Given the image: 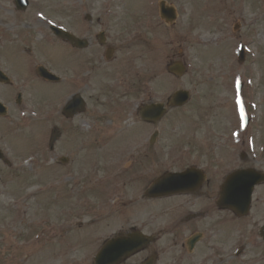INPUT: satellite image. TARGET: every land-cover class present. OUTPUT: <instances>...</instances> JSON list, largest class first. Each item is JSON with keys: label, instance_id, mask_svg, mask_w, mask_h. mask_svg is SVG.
<instances>
[{"label": "rangeland", "instance_id": "374dc122", "mask_svg": "<svg viewBox=\"0 0 264 264\" xmlns=\"http://www.w3.org/2000/svg\"><path fill=\"white\" fill-rule=\"evenodd\" d=\"M82 1L89 11L127 19L129 37L138 34L132 48L110 64L99 56L104 53L97 54L102 63L99 85L105 74L110 81L125 74L131 83L147 81L159 98L154 102L167 104L177 90L189 91L191 100L156 125L125 123L132 113L118 121L101 106L67 120L62 108L76 86L72 81L68 90L62 88L66 83L45 84L35 77V66L60 77L80 67L72 66V54L79 53L65 48L50 29L78 30L80 0H31L25 12L13 0H0V69L13 80L0 84V102L9 111L0 117V146L11 163L0 161V264H94L106 240L135 230L154 240L126 264L152 257L153 251L159 264H264L259 237L264 184L255 190L251 214L241 221L233 222L230 214L211 209L210 201L198 200L195 211L204 205L211 209L207 219L186 224L180 239L170 226L191 204L177 210L180 198L143 199L156 177L193 166L198 160L192 156L221 158L210 165L211 179L241 167L264 172V0ZM162 1L177 10L173 24L161 18ZM113 21V27L118 22L123 26L124 21ZM241 43L248 48L243 65L237 56ZM180 60L188 73L176 78L166 68ZM118 67L124 68L121 75L114 72ZM124 91L116 89L110 105ZM19 94L21 103L16 102ZM246 117L253 120L248 127ZM156 130L159 146L144 145ZM55 133L61 138L52 154L49 144ZM230 157L236 162L230 163ZM193 231L208 239L190 260L181 246ZM240 248L245 251L237 257Z\"/></svg>", "mask_w": 264, "mask_h": 264}, {"label": "flooded vegetation", "instance_id": "af4514ba", "mask_svg": "<svg viewBox=\"0 0 264 264\" xmlns=\"http://www.w3.org/2000/svg\"><path fill=\"white\" fill-rule=\"evenodd\" d=\"M101 20L102 19L99 18V16L97 15L84 14L83 18H81V21L79 23L81 27L77 30L76 35L79 39L83 41V43L86 44L84 45L86 47H80L84 49L77 50V52L79 53V55H77V58L78 60H80L78 64V67H80L76 76L78 90L77 92H79L80 95L84 97L83 100H85L87 103V110L91 107L98 108L100 106L103 108L108 107L111 109L113 106L110 105L111 95L113 94L114 96H117L116 89H124V92L126 93H123L121 95V98L118 101H115V103L117 104H119L120 102L124 103L122 111L117 114L118 120H122L123 116L126 113H132L135 122L139 123V106L141 105L140 103L147 102L148 98L147 81H143L142 79L137 78L131 83V81L127 77H123L125 75L124 73L122 77L118 76L117 78L110 81L109 77L105 74L103 75L104 83L101 85L98 84L97 73L99 72L102 63L99 60L97 54L104 53V55L99 56L104 60V63L110 64L116 60L117 54L129 50V48H132V44L126 39L121 30L117 31L116 29H113L110 35H108L107 32H104V37L101 36L98 31V27L101 26ZM115 27H121V23H117ZM108 52H111L113 54L112 59L110 60L111 62L107 60ZM123 70L124 68L118 67L114 70V72L116 74L121 75ZM138 80L141 82L140 84H137ZM86 92H90V95L85 96ZM129 93H131L132 95H137L139 97L130 98L128 96ZM137 99H139V102L133 107L131 101ZM93 113H95V109L93 110ZM100 119L103 120V118ZM145 144L151 145V143L147 140H144V145ZM195 159L201 162L200 164L202 166L200 168L203 169V171L205 172L207 179L203 187L199 190L197 194L192 196L178 197L180 199L190 197V199L182 200L180 203H178L177 207L180 210L186 209L190 204L195 205V200H210L216 195H219L220 189L223 185V182H221L218 178H209L210 165H212L213 162H218V160L219 162H221L220 157L208 156L205 154L203 158L196 157ZM188 215H191V212ZM194 218H196V216ZM179 234L181 235L182 233L179 232ZM178 239H180V237H178ZM181 249H188L187 243L185 244L184 242V245L181 246ZM146 251L147 250H145L144 252ZM144 252L140 253L138 256L143 255ZM188 253H190L189 249ZM152 256H156L157 258V255L154 251L152 252Z\"/></svg>", "mask_w": 264, "mask_h": 264}, {"label": "water", "instance_id": "95a60500", "mask_svg": "<svg viewBox=\"0 0 264 264\" xmlns=\"http://www.w3.org/2000/svg\"><path fill=\"white\" fill-rule=\"evenodd\" d=\"M16 2H17V5L19 6V8L25 9V6L27 5L26 0H16ZM163 14L169 20L175 19V15H174L173 11L172 12L163 11ZM56 34L62 38H66L65 34L60 32V31H56ZM67 39H70V41H72V42H76V39H72V38H68V37H67ZM170 70L175 71L179 74H182L184 72V69L179 65L172 67ZM0 78L2 79V80L0 79V81L5 82L6 79L4 76L1 75ZM188 99H189V96L187 93L179 92L173 98L174 103L172 106L173 107L181 106L184 103H186ZM146 111L148 113L147 116L148 117H154L153 119H158L159 117H161L165 113V109L162 105H154L152 107L147 108ZM5 112H6L5 108L0 105V113H5ZM2 158H3V154L0 150V159H2ZM187 174L188 173L177 175L180 177H176L174 180L171 179L170 177L162 178L161 180L167 181L168 183H166V184L159 183L153 189V191L148 193L147 197H149V198L164 197V196H168V195L175 193V187L179 186L180 182H184L190 177V176H186L187 179L182 178V177H185V175H187ZM237 181H240L241 185H239L237 187L238 191H236V193L234 195H232V196H235L234 199L230 198V200L227 201V205L226 204H223V205L224 206L229 205V207L236 210L240 214H247L249 211L250 205H251V197H252L253 189H254L256 184L260 183L259 182V176H257V175H243ZM144 241H145V243L147 241V239H145L144 237L141 238V241L138 238H136V239L132 238L131 242L128 240H123V241L112 240V241H109L106 244V247L103 249L102 255L98 258L97 261L99 262V264H118L124 259V252L127 254H128V252L132 253V252H130L133 250L132 247L135 245L136 246L137 245H143ZM119 242H122V243H119ZM117 244H119V245H117ZM119 253H121V255H122L121 259H120ZM127 254H125V256Z\"/></svg>", "mask_w": 264, "mask_h": 264}]
</instances>
